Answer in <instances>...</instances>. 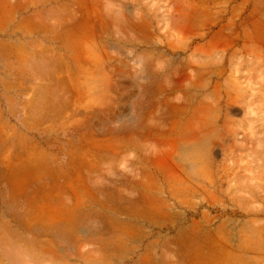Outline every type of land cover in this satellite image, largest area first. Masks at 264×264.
<instances>
[{
	"label": "rangeland",
	"instance_id": "374dc122",
	"mask_svg": "<svg viewBox=\"0 0 264 264\" xmlns=\"http://www.w3.org/2000/svg\"><path fill=\"white\" fill-rule=\"evenodd\" d=\"M0 264H264V0H0Z\"/></svg>",
	"mask_w": 264,
	"mask_h": 264
}]
</instances>
